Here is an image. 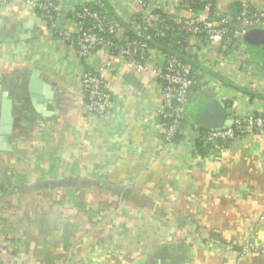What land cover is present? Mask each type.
<instances>
[{"label":"crops","instance_id":"crops-1","mask_svg":"<svg viewBox=\"0 0 264 264\" xmlns=\"http://www.w3.org/2000/svg\"><path fill=\"white\" fill-rule=\"evenodd\" d=\"M86 1L56 0L61 37L25 0L0 10V264H264V251L239 255L264 245V136L248 124L207 152L183 136L168 143L153 75L106 51L92 63L111 62L114 108L104 120L88 115L72 25ZM147 1L168 11L172 0ZM212 1L233 16L244 3L264 8ZM96 2L118 18L117 38L131 39L139 0ZM248 30L242 59L264 81V49L245 41ZM227 83L196 92L187 118L214 98L239 118L264 109V98Z\"/></svg>","mask_w":264,"mask_h":264},{"label":"built area","instance_id":"built-area-1","mask_svg":"<svg viewBox=\"0 0 264 264\" xmlns=\"http://www.w3.org/2000/svg\"><path fill=\"white\" fill-rule=\"evenodd\" d=\"M10 1L23 0H0V10ZM25 2L40 13V21L50 32L56 31V0ZM139 3L140 14L126 22L134 35L125 41L117 38V26L109 15L102 16L92 10L91 4L103 7L96 0L84 2L74 14V47L82 66L80 84L87 114L104 120L114 108L107 79L111 62L96 67L92 63L95 53L106 51L112 59L138 72L153 75L162 96L158 115L168 143H174L177 136H183L194 149L197 140L204 145L224 146L243 136L248 124L258 135L264 136L262 108L244 118L233 116L232 125L219 130L202 131L185 123L188 104L194 94L202 89L219 88L224 85V79L230 83L239 81L240 93L228 85V90L239 97L245 96L244 89L255 97L264 96V81H254L248 62L242 59L241 44L235 41L246 29L264 28V8L244 3L239 13L233 16L213 12L212 0H172L168 11L147 0H139ZM175 33H179L178 46L188 59L170 53L174 46L172 43L165 44L169 51L161 44L162 38ZM226 251L231 253L230 249ZM262 251L264 245H246L239 255Z\"/></svg>","mask_w":264,"mask_h":264},{"label":"water","instance_id":"water-1","mask_svg":"<svg viewBox=\"0 0 264 264\" xmlns=\"http://www.w3.org/2000/svg\"><path fill=\"white\" fill-rule=\"evenodd\" d=\"M245 41L264 49V30L249 28ZM244 47L248 48L247 44ZM232 122L233 109L216 98L200 106L196 115V124L204 131L223 129L231 126Z\"/></svg>","mask_w":264,"mask_h":264},{"label":"trees","instance_id":"trees-1","mask_svg":"<svg viewBox=\"0 0 264 264\" xmlns=\"http://www.w3.org/2000/svg\"><path fill=\"white\" fill-rule=\"evenodd\" d=\"M214 3V2H213ZM240 7H237L236 9H234V11H232V13L233 14H237L239 11H240V9H239ZM92 10H94V11H97V12H99L102 16L103 15H109L110 16V18H111V21L112 22H114V21H118V18H115V16L112 14V13H110L109 11H108V9L107 8H105V6L104 7H102V8H99V7H92ZM217 10V8H216V6H214L213 5V12H215ZM40 14V13H39ZM73 18H74V15H73ZM56 35H60V34H62V33H60V31H59V29L57 28L56 29V31L54 32ZM129 33H130V35L131 36H133L134 35V33L129 29ZM167 37V38H166ZM166 37H164V38H162L160 41H161V44H163V46L165 47V48H167L166 47V45L165 44H168V43H172L174 46H173V49H171V51H169V49L167 48V50L170 52V53H173V54H176L177 56H181V57H183L184 59H188L189 57L187 56V54L185 53V51L183 50H181L180 49V47L178 46V43H177V41H178V38L180 37V35H179V33H175V34H171L170 36H166ZM235 41L236 42H239V37H237L236 39H235ZM224 82H225V84L227 83V80H225L224 79ZM228 84V83H227ZM228 85H230V83L228 84ZM243 93L244 92H246V93H249V94H251L253 97H254V94L253 93H250L249 91H246L245 89L242 91ZM195 95V94H194ZM194 97H192L191 99H193ZM261 98H264V96H261ZM191 104V100H190V102H189V104H188V108H189V105ZM187 125H192L193 127H195V128H198V126H197V124H196V115H190V116H188V118H187V120H186V122H185ZM183 127H185V124H184V126ZM199 129V128H198ZM202 130V129H201ZM203 131V130H202ZM181 138V136H177L176 137V140H179ZM209 147H211V145H204L203 144V142L201 141V140H197L196 141V150H198L200 153H202V152H207V150H208V148Z\"/></svg>","mask_w":264,"mask_h":264},{"label":"rangeland","instance_id":"rangeland-1","mask_svg":"<svg viewBox=\"0 0 264 264\" xmlns=\"http://www.w3.org/2000/svg\"><path fill=\"white\" fill-rule=\"evenodd\" d=\"M189 111H190V113H192L193 112V110L195 109V107H194V104L193 103H191L190 105H189ZM190 115H192V114H189V116Z\"/></svg>","mask_w":264,"mask_h":264}]
</instances>
